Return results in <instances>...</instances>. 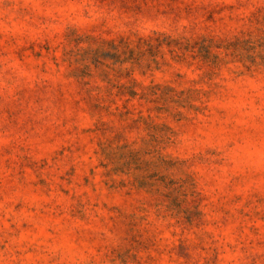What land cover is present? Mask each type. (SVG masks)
Masks as SVG:
<instances>
[{"label": "rangeland", "instance_id": "rangeland-1", "mask_svg": "<svg viewBox=\"0 0 264 264\" xmlns=\"http://www.w3.org/2000/svg\"><path fill=\"white\" fill-rule=\"evenodd\" d=\"M0 264H264V0H0Z\"/></svg>", "mask_w": 264, "mask_h": 264}]
</instances>
